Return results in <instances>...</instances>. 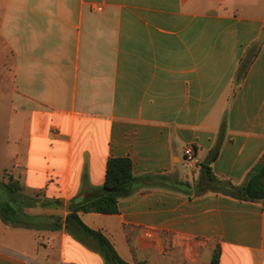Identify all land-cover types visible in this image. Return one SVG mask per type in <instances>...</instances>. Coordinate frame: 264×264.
Returning <instances> with one entry per match:
<instances>
[{
	"label": "crops",
	"instance_id": "obj_1",
	"mask_svg": "<svg viewBox=\"0 0 264 264\" xmlns=\"http://www.w3.org/2000/svg\"><path fill=\"white\" fill-rule=\"evenodd\" d=\"M2 113L8 181L48 206L26 210L39 230L0 220V264H106L65 219L109 159L194 184L221 143L212 170L241 185L263 156L264 0H0ZM118 207L79 216L130 264H210L217 246L220 264H264V202L155 188Z\"/></svg>",
	"mask_w": 264,
	"mask_h": 264
},
{
	"label": "trees",
	"instance_id": "obj_2",
	"mask_svg": "<svg viewBox=\"0 0 264 264\" xmlns=\"http://www.w3.org/2000/svg\"><path fill=\"white\" fill-rule=\"evenodd\" d=\"M259 51V43L249 49L238 71V82L244 80ZM220 145L221 143H218L206 161L202 163L200 177L194 184L166 175L136 176L133 172L131 159H109L105 184L99 189L98 194L89 196L84 201H72L68 206L69 213L65 219L66 230L80 241L92 242V248L104 257L106 264H130L119 256L106 236L86 226L79 213L117 214L119 212L118 204L122 199L130 198L140 191L155 188H166L195 198L215 194L238 201L264 202V154L248 173L244 183L235 185L230 181L218 178L212 170L211 165L219 156ZM57 204L60 205V202ZM38 205L48 206L47 202L42 203L37 198L26 195L20 181L10 178L8 182L0 183V220L4 224L14 228L41 229L40 219L30 216L26 212L27 209L38 207ZM59 229H61V225L55 223L53 230ZM220 261L221 248L217 246L210 264H220Z\"/></svg>",
	"mask_w": 264,
	"mask_h": 264
},
{
	"label": "rangeland",
	"instance_id": "obj_3",
	"mask_svg": "<svg viewBox=\"0 0 264 264\" xmlns=\"http://www.w3.org/2000/svg\"><path fill=\"white\" fill-rule=\"evenodd\" d=\"M4 113L0 114L1 118H4ZM7 141L8 135L7 130L3 127L0 130V183L8 181V175L16 172L17 169L14 168L13 164L10 163V160L7 155ZM54 260L58 261V253L52 254Z\"/></svg>",
	"mask_w": 264,
	"mask_h": 264
},
{
	"label": "built area",
	"instance_id": "obj_4",
	"mask_svg": "<svg viewBox=\"0 0 264 264\" xmlns=\"http://www.w3.org/2000/svg\"><path fill=\"white\" fill-rule=\"evenodd\" d=\"M98 11H102L101 7L97 8ZM185 155L187 156V158L189 160H193L194 159V152H193V148H187L185 151Z\"/></svg>",
	"mask_w": 264,
	"mask_h": 264
}]
</instances>
